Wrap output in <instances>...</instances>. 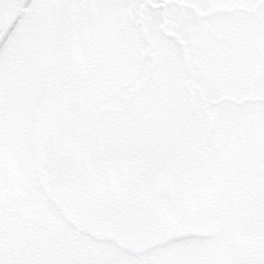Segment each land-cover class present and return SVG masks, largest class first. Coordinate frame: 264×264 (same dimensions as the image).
Listing matches in <instances>:
<instances>
[{
    "label": "rangeland",
    "instance_id": "374dc122",
    "mask_svg": "<svg viewBox=\"0 0 264 264\" xmlns=\"http://www.w3.org/2000/svg\"><path fill=\"white\" fill-rule=\"evenodd\" d=\"M0 264H264V0H27Z\"/></svg>",
    "mask_w": 264,
    "mask_h": 264
},
{
    "label": "water",
    "instance_id": "95a60500",
    "mask_svg": "<svg viewBox=\"0 0 264 264\" xmlns=\"http://www.w3.org/2000/svg\"><path fill=\"white\" fill-rule=\"evenodd\" d=\"M22 0H0V38L3 35L4 26L21 5ZM21 2V3H20ZM6 29V28H5Z\"/></svg>",
    "mask_w": 264,
    "mask_h": 264
},
{
    "label": "trees",
    "instance_id": "16d2710c",
    "mask_svg": "<svg viewBox=\"0 0 264 264\" xmlns=\"http://www.w3.org/2000/svg\"><path fill=\"white\" fill-rule=\"evenodd\" d=\"M67 204H69V201H68V203ZM72 204V203H71ZM72 207H74V205H72ZM90 222H92V220H90ZM101 227H104V225H102Z\"/></svg>",
    "mask_w": 264,
    "mask_h": 264
}]
</instances>
